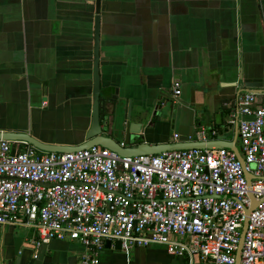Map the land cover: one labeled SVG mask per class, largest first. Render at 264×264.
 I'll return each instance as SVG.
<instances>
[{
	"label": "crops",
	"instance_id": "crops-1",
	"mask_svg": "<svg viewBox=\"0 0 264 264\" xmlns=\"http://www.w3.org/2000/svg\"><path fill=\"white\" fill-rule=\"evenodd\" d=\"M97 16L98 0H0V131L28 130L46 144L86 141ZM100 18L102 118L111 96L121 104L110 137L125 141L116 126L126 124L130 101L131 122L142 125L132 145L204 139L205 130L241 150L229 119L239 94L264 90V0H100ZM168 98L176 110L155 115ZM35 237L6 225L0 264H79L81 242L53 239L35 257ZM99 256L100 264H187L163 247L127 252L117 240Z\"/></svg>",
	"mask_w": 264,
	"mask_h": 264
},
{
	"label": "built area",
	"instance_id": "built-area-1",
	"mask_svg": "<svg viewBox=\"0 0 264 264\" xmlns=\"http://www.w3.org/2000/svg\"><path fill=\"white\" fill-rule=\"evenodd\" d=\"M173 89L180 96L179 82ZM229 121L244 165L225 147L121 155L0 138V230L34 229L35 257L53 239L79 241V264H100L107 240L127 252L160 246L187 264H236L248 219L239 264H264V90L239 94Z\"/></svg>",
	"mask_w": 264,
	"mask_h": 264
},
{
	"label": "water",
	"instance_id": "water-1",
	"mask_svg": "<svg viewBox=\"0 0 264 264\" xmlns=\"http://www.w3.org/2000/svg\"><path fill=\"white\" fill-rule=\"evenodd\" d=\"M101 18H100V0H98V16L96 18V29H95V53H94V86H93V114H92V126L87 133L86 141L73 145H55V144H46L45 142L40 141L35 137L33 132L24 130V131H0V138L9 139V140H26L30 143L36 145L37 147L47 150V151H58V152H70L81 148H88L93 145H100L103 147H108L112 150L119 152L121 155H142V154H157L166 150L172 149H187V148H230L232 149L238 159L244 165V158L241 154L239 147L236 144V140L234 142H228L225 140H205L194 139L193 135L181 134L179 136V140L177 142L169 143H158V144H150L148 142H140L137 145H132L133 140L136 136H138L141 132L142 125L140 123L136 124L131 122V107H129L130 101L128 103V115L125 116L126 126L124 123L119 127L116 126V129L125 135L124 143L125 146H121L119 142L114 140L109 135L110 132H107V125L112 122V117L115 119L116 113L119 110L121 104L117 101V96H111L110 101L106 102L105 107V117L102 118L101 114V102L103 98L102 94V83H101V73H100V26H101ZM174 98H168L163 100L158 104V106L154 110V114H161L163 110L174 111L177 105L174 103ZM179 102V100H177ZM131 106V105H130ZM111 115V116H110ZM236 134L238 138V126L236 125ZM247 178L250 183L251 175L247 173ZM253 198V203L251 208L247 209V214L255 208L257 205L256 200ZM247 222L244 228V231L241 236L240 248L238 250V260L236 264H239V260L241 257V250L245 237V230L247 228ZM117 243L121 244L120 240H117Z\"/></svg>",
	"mask_w": 264,
	"mask_h": 264
}]
</instances>
